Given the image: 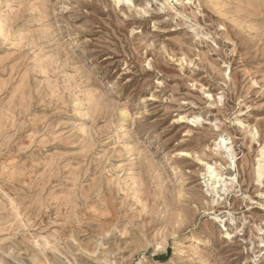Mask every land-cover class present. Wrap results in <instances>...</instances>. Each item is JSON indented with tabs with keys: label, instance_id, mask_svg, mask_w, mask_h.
<instances>
[{
	"label": "rangeland",
	"instance_id": "rangeland-1",
	"mask_svg": "<svg viewBox=\"0 0 264 264\" xmlns=\"http://www.w3.org/2000/svg\"><path fill=\"white\" fill-rule=\"evenodd\" d=\"M260 148L264 0H0V264H264Z\"/></svg>",
	"mask_w": 264,
	"mask_h": 264
},
{
	"label": "bare ground",
	"instance_id": "bare-ground-1",
	"mask_svg": "<svg viewBox=\"0 0 264 264\" xmlns=\"http://www.w3.org/2000/svg\"><path fill=\"white\" fill-rule=\"evenodd\" d=\"M260 149H261V156H260L261 159H259V162H258V165H257V175H258L259 178H261L263 173H264V149L263 148H260ZM194 241H197V240H194Z\"/></svg>",
	"mask_w": 264,
	"mask_h": 264
}]
</instances>
